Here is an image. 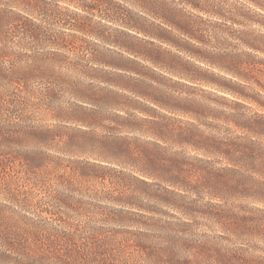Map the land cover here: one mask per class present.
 Instances as JSON below:
<instances>
[{"label":"rangeland","instance_id":"374dc122","mask_svg":"<svg viewBox=\"0 0 264 264\" xmlns=\"http://www.w3.org/2000/svg\"><path fill=\"white\" fill-rule=\"evenodd\" d=\"M183 1L154 0L151 18L136 0H100L155 24V38L137 34L141 42L103 19L104 7H81L91 0H0V232L20 235L24 263L59 264V251L106 240L104 264H264V233L248 228L264 222V157L248 155L264 152V134L242 127L264 123V54L249 47L263 40L264 10L251 0ZM76 20L112 42L77 31ZM187 25L192 35L175 29ZM34 28L38 38L19 32ZM134 42L154 63L124 50ZM102 71L125 78L108 82ZM21 74L25 86L12 82ZM102 87L125 96L122 109L82 118L81 93ZM71 130L93 134L92 154L61 150ZM80 159L105 171L82 174L72 164Z\"/></svg>","mask_w":264,"mask_h":264},{"label":"trees","instance_id":"16d2710c","mask_svg":"<svg viewBox=\"0 0 264 264\" xmlns=\"http://www.w3.org/2000/svg\"><path fill=\"white\" fill-rule=\"evenodd\" d=\"M137 1V5L139 6V8L141 9L140 11H142L143 13L149 15L148 17L154 18L153 14L154 13V0H136ZM91 4H87V3H82L81 7L83 8H87V9H91V10H97L100 6V9L102 7L103 8V13L105 18L103 19H107V21H115L121 24H123L126 28L134 31L136 33V35L134 36L136 40L139 41H147L146 39H139V37L137 36V34H142L145 38H155L154 36V32L152 30V27H155L153 25H155L153 22L149 21V19H147L145 16H142L140 14V18L142 19L143 22L146 23H135L134 21L128 20L126 14H129L131 12H129L128 10H126L125 14L123 12H121L120 10L117 9V7H115L114 5H112L111 3L106 4L105 6L100 4V0H91ZM183 2H186L188 4H190L191 6H193L194 8H198L196 7V5H193L191 1H187L184 0ZM196 2V1H195ZM251 2L255 5L258 6L259 8H261L262 10H264V3H260L261 1H256V0H251ZM202 7H199V10L202 11L201 9ZM153 10V11H152ZM204 11V10H203ZM64 22L65 19H63ZM69 22V21H67ZM77 23H75L74 28L78 31L84 32L86 34H88L90 37H93L94 39H99L101 41L110 43L112 41H110L108 36H105L104 33H102L100 30H98L96 27H93L92 25H90L89 23H87L85 25L80 23L79 21L76 20ZM171 23L168 24V26L172 27V25H170ZM175 29H177L179 32L183 33V34H189L192 35L194 32V29L187 25V29L188 31L181 29V27H175ZM191 31V32H190ZM21 32L23 35H25V37H37L41 36V31L39 28L32 30L31 33L25 31H19ZM7 33V31H6ZM263 40L258 41L259 43H257L256 41L249 44V47L252 48L253 50L257 51V52H261L264 54V36H261ZM3 39H0V44L2 43ZM141 42H134V43H129V45H125V51L128 54H131L133 57L135 58H142L145 60H152L151 58H153V51L152 50H146L143 48V45L141 44ZM150 45H154L152 42L148 41ZM139 43V44H138ZM145 43V42H144ZM114 44V43H112ZM103 56V55H102ZM97 56L93 57V59L95 61H97ZM104 58V56H103ZM104 60V59H103ZM130 63L132 64H136V60L134 59H130L129 58ZM104 64H107L108 66H111L112 68L118 69L121 68V70H126V69H122V68H127L126 67H118L119 65H116L114 63H109L107 61H103ZM134 62V63H133ZM152 62V61H151ZM154 63V62H152ZM0 70L3 74H5L4 76L7 77V70L6 68L1 67L0 65ZM247 70V69H244ZM117 71V70H116ZM109 72V71H102L100 74H103L102 76H104L105 79L109 80L110 77H113V81H108V82H121V80H123L125 78L124 73L121 72ZM243 71V69H242ZM128 72H134V69H132L131 67L128 69ZM249 72H251L249 70ZM84 75H88L90 73H84ZM245 80H248V77H244ZM15 79V80H14ZM12 80L13 83L21 85V86H25L27 85V78L21 74V77H16ZM114 84V83H113ZM119 84V83H117ZM83 95H81L80 98L81 99V103L80 104H76L75 105V110L77 111V113L82 117L85 118L86 120H104L106 113L109 111V109H115V110H121L122 108L120 106H122V99L123 97H125L121 92L117 91V90H113L109 87H102L99 88L96 92L92 93V92H88V93H81ZM260 96V94H258ZM264 98L261 99V101H256L258 103V106L260 108H264V103H262V100ZM256 100V99H253ZM258 119L260 120H264L263 117H261L260 115H257ZM255 123H252L250 121H244L242 127H245L246 129H248L250 132H253L255 134H264V123H260L258 125V127H254ZM256 128H259L258 131H256ZM260 130V131H259ZM63 136H66L61 144V150L65 153H72V154H77V155H83L90 152V154H92V146L94 143H96L94 141L95 137L93 136L92 133L90 132H85V131H80V130H71V133H63ZM105 141V139L101 142L103 143ZM108 146L111 150H115V152H123L125 151V147L123 146V144L117 142V141H113L114 143H112L111 141H108ZM255 146V145H254ZM256 148V146H255ZM258 148H256L255 150H251L250 149V156L254 157V156H260V157H264V152L263 150H259V152H257ZM253 154V155H252ZM258 158V157H257ZM59 159L61 160L62 158L59 157ZM59 164L62 165V163ZM72 164L75 166V169H77L80 173L85 174L87 172H94V173H99L100 171H105L103 168V165L93 162V161H89L88 159H80V160H75L72 161ZM69 185L70 187L73 186V184L71 183H66V186ZM73 188V187H72ZM72 196V197H71ZM73 198V195H59V199L61 202L64 201H69ZM59 222H63V219L59 216ZM89 230H92L94 232V234H99V232L101 231L100 227H88ZM250 229V231H255V232H262L264 233V222L262 221L261 223H256V221H252V225L248 227ZM74 229V228H73ZM77 232H72L71 234H69L70 239H68V241H74L75 237L77 238ZM92 238V236L90 237ZM23 240L21 239L20 235H18L15 232L12 231H5V232H0V262H2V264H4L3 262H5V259H12L14 258V260L18 261L21 264H26L24 263L25 261H22V257H26L27 256V250L25 248H23V246L21 245L20 241ZM93 243L92 247L89 248H84V249H77V248H72L69 247L68 249H66L65 251H59V264L63 263V264H104V257H106V250L108 247V242L106 240L100 241V242H96ZM73 245H75V243H73ZM106 249V250H105ZM215 251V250H214ZM13 254V256H12ZM20 257V258H19ZM236 264H241V263H237Z\"/></svg>","mask_w":264,"mask_h":264}]
</instances>
